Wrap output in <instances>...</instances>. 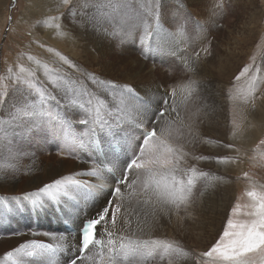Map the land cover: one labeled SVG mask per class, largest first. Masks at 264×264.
I'll return each instance as SVG.
<instances>
[{"label":"snow or ice","instance_id":"obj_1","mask_svg":"<svg viewBox=\"0 0 264 264\" xmlns=\"http://www.w3.org/2000/svg\"><path fill=\"white\" fill-rule=\"evenodd\" d=\"M76 4L77 0H56L55 14H49L53 7L45 5L48 13L36 17L32 27H46L53 29L57 35H66L63 10L67 9L74 22L91 26L93 30L113 37L129 36L141 29L148 36H152L155 34L153 29L160 28L159 6L152 3L147 5L146 13L137 10L129 0H81L79 10H74ZM105 24L111 26V31ZM184 34L185 25L177 20L173 35L183 38ZM202 50L207 56L212 55L209 48ZM145 58H148L147 53ZM28 59L32 60V57L29 56ZM61 59L70 68H77L67 58ZM182 62L186 64L187 71L193 74L199 71L195 62ZM124 71L134 74L142 69L125 67ZM247 71L248 68L245 67L235 79L239 80ZM6 73L0 75V107H7L11 100V108L7 111V121L3 122L14 126L13 131L21 138L36 136L45 142L49 138L63 141V147L59 151L64 152L70 144L66 130L69 111L85 127L84 135L88 137L87 141L81 139L78 144L71 143L77 150L85 147L89 149L92 166L74 173L77 178L63 177V182L57 179L44 184L38 191L45 194L48 200H32L33 208H42L49 201L59 204L67 198L77 203L81 199L85 203L91 201L95 211L85 214L74 236L60 233L55 249L51 244L44 243L20 244L13 251L7 252L5 259H12L13 264H44V258L51 257L55 251L67 245V251L72 255L67 257L65 264H147L148 261L156 259L161 262L166 260L167 264H264V185H255L247 172L243 173V177L250 181L251 187L244 195L250 202L242 206L237 198L219 238L206 251L190 252L179 244L154 238L132 239L124 234L131 230L133 215L137 217L136 228L140 233L150 232L161 224L162 218L172 222L175 217L176 222L182 225L192 216L198 201L202 202L220 183L230 182L223 176H218L204 189L198 188L197 178L188 175L197 171L194 165L189 164L190 159L214 160L217 164L240 162L238 156H196L184 150L186 143H194L198 139L199 133L194 120H189L186 124L181 122V130L177 136L170 133L166 135L160 129V123L166 115H179L177 109L169 105L167 98L174 93H166L161 105L152 110L150 102L141 98L135 85L98 79L95 74H90L91 81L100 85L103 93L78 87L76 81L60 76L52 82V91H49L36 78L35 70L28 71L25 76L23 66L18 71L14 67H8ZM255 81L256 77L253 76V88ZM189 85L190 94L193 97L198 96L199 82L192 79ZM255 99L254 95L248 93L244 95L241 103L250 105L248 111L254 113L257 108ZM51 101H55V112L48 107ZM129 124L140 126L142 131L131 148V157H127L125 153L126 158L121 161L122 171L117 177L114 174L115 161L119 156L113 145L132 139L127 131ZM236 135H242L238 124L234 125L233 136ZM189 136L191 141L187 139ZM260 143L264 144V140ZM223 147L233 149L234 145L227 143ZM235 150L239 153L238 148ZM68 154L72 155V152ZM84 177L94 178L98 183L93 184ZM208 177L209 173L199 172V178ZM109 179L115 187L109 186L107 193H104L105 183ZM127 190L130 191L126 198L124 193ZM98 192L102 195L98 196ZM33 195L35 194H25V199ZM132 198L135 200L134 205ZM117 200L120 203H116ZM241 207L248 209L243 212L247 219L234 218L240 215ZM109 224L111 228L107 227ZM44 235L57 238L55 233L45 232ZM102 235L108 237L107 241L102 239ZM117 236L118 240L115 239Z\"/></svg>","mask_w":264,"mask_h":264},{"label":"rangeland","instance_id":"obj_2","mask_svg":"<svg viewBox=\"0 0 264 264\" xmlns=\"http://www.w3.org/2000/svg\"><path fill=\"white\" fill-rule=\"evenodd\" d=\"M43 1L44 2H42V9H40L39 11L38 6L40 5H38L39 3L38 0H33V1L0 0V75H6L7 74L6 69L8 67H14L18 71L19 67L23 66L25 68L24 75L27 76L28 71L36 69L35 61L37 62L39 61L44 67H46L47 70L51 72H56L57 75H62V76L65 75L64 76L65 78L69 77L70 75L69 72L63 69L61 65L63 63L59 60L61 59V57H65L71 61L73 56L72 55L73 49L69 48L70 46L69 47L61 46L59 48L58 44H56V41L54 39L52 38L49 39L43 35L41 27H32L36 17H39L44 13H48V7H46L45 5L47 6L52 5L51 7H53L54 10V5H55L54 3L56 2L55 0H43ZM262 1L261 0H129V3L134 5L137 8V10L145 13L147 12L146 4L148 5L149 3H152L153 5L159 6L160 28L157 29V31L162 30L163 33H165L164 37L167 39L174 37L173 35L174 25L178 20L181 24L185 25L186 33L184 37H188V36L195 37V33L197 32V30H200L204 36H207V38H211V39L213 38L211 41H209L208 47L212 53L211 56H214V58H216L219 54H220L219 56L222 57V54L224 52L223 45L228 43L227 39L231 42L228 46L229 48L231 47L230 50L232 51L233 54V60L231 61L229 60V61L231 62V64L233 63L234 65L233 73H237V74H232L231 81H228L230 84L222 88L224 93V100H226L225 114L227 117L228 124L226 126V129L219 127L217 133L215 134L217 138V145H216L217 151L213 152L214 147L213 146L211 147L208 144V143L213 144V142L211 141H208V143L203 144V142L197 140L195 141L194 145L192 142H190L192 145L190 143H186L185 147L187 145L189 149L187 151H190L192 154L196 156H200V155H205V156L227 155L229 157L238 156L241 165L240 166L238 164L232 165L230 167L231 170L228 172V174L231 177L233 176L232 178H233L234 195L232 194L231 197L232 200L229 202L228 207L224 210L225 213L218 215L216 219L214 218V220H212L214 216H208L207 218H205L206 213L204 214L203 211L202 213H200V219L202 221L200 220L201 225L198 229L201 240L198 243L196 242L194 243L193 237L191 236L190 233L187 232L183 238H180L177 241L179 245L183 246L184 248H186V250L190 252L195 251L199 253L201 251H206L212 246V244L215 243V241L219 238V234L223 231V226L226 223L230 209L233 206V204L237 202V198H239V203L242 206L250 202L249 198L246 195H244L245 191L251 187L250 181L247 178L243 177L244 172H247L249 174L251 181H254L255 185L257 186L264 185V144L260 143L261 140H264V113H263L264 112V0ZM79 2H81V0H79ZM79 2L76 4V6H78L79 4L78 9L80 7ZM210 3L219 6L226 5L230 8L229 14L225 15L224 17H219L217 19L218 21L221 22V24L220 25L216 24V27H214L213 25L212 30L209 27H207L208 25L205 22L200 21V18L198 17L200 15L191 11L194 10V8H198L199 10H201L205 18L209 19V16H207L208 12L205 6L209 5ZM65 10L67 11V9L63 10L64 13L66 12ZM49 14H55V12L52 11ZM216 15L219 16V8L216 9ZM194 18H197L198 22L202 24L201 28L196 29L195 32L191 28V22ZM155 30L156 29H153L154 32ZM150 38L151 37H149V40ZM141 41H142V36L138 34L137 38L135 39L136 46L133 47L131 44H129L128 47L132 53L129 55L128 62L122 60L113 62L114 61L113 58H107V62L110 63L111 67L113 68V70L109 74L114 77L110 78V76H106L104 74L103 75L109 80L123 82L120 79H125V74H126L124 72L125 67H130L132 69H138V70L142 69V71L138 72V74L140 73L142 77L136 79V82L138 81V83H149L148 80L149 74L151 72L155 73V75H158L156 76V80H155L156 87L158 90L156 89V91H154L153 97L155 96L154 101L156 102V104L161 105L163 99L165 98V93L163 90L165 89L178 90L179 88V86L176 83H169L171 82L172 76H176L178 73L181 72L182 74L181 78L190 80L193 73L186 70L187 66L185 63L182 62V60L187 61L191 59V61L194 60V62L197 63L196 65H198L199 64L198 63L199 59L197 57L198 50L196 49V51L193 52V50L187 47L186 45L180 47L179 51L185 53L186 54L185 57L175 56L171 53L162 54L159 48H154L155 52L152 53L150 48L148 47L145 48L144 45L141 44ZM133 42H134V38L132 39V43ZM180 44H181L180 42H176L173 44V46ZM114 45L115 44H113L112 46ZM211 45L213 48H215L214 51L211 49ZM94 50L95 49H93V51ZM79 52L80 51L77 49V53ZM94 52L97 53L96 51ZM104 52L106 51L104 50L99 51L97 54H102ZM149 52H151V54ZM80 53L85 58V61L88 64L94 65V67H98V68L102 66V60L104 59L95 60L91 56L85 55L83 51H81ZM145 53H147V57H148L147 59L145 58ZM194 53L196 54L195 56H193ZM29 56L32 57V60L28 59ZM136 57L138 58L137 61L142 63L143 66H141L142 64L140 65L137 63V61H135ZM158 57L160 59H157ZM243 58L245 59L243 60ZM167 59L169 60V63H167ZM245 67L248 68V71L245 72L244 75L240 76L239 80H236L235 77L238 76ZM160 70L164 72L165 75L169 73V76L164 77L165 75H161V73H158L161 72ZM174 71L177 74H175ZM196 73H198V71ZM253 76L256 77L254 88L251 87V81ZM36 78L44 85L45 88H48V84L46 83L45 80H43L41 77L38 76H36ZM178 79L179 78H176L175 81H177ZM73 81L77 82L76 83L77 86L84 85L83 78L76 77L74 78ZM136 82L134 80L133 82H126V83L135 85L137 84ZM165 84H169V85L165 87ZM139 93L144 94L141 91H139ZM248 93H251L256 97L255 103L257 105V108L255 111L257 112L254 113L249 112L248 109L250 108V105L245 106L241 103L244 95ZM116 95H119V93H117ZM169 97L173 99L174 95H169ZM173 101L177 102L176 99L175 100L173 99ZM173 101H172L173 105L172 103L171 105L172 106L175 105L174 107L177 109V105ZM9 105L11 106V100L9 102ZM48 107L52 112L56 111L55 102H49ZM10 108L11 107H9V109ZM6 109L7 107H0V118L7 117ZM181 112H180L182 114L181 116L177 115L176 113H172V116L169 117L167 115L166 119L177 122L178 124L180 123L179 126L181 125L180 121H184V123H187L186 121L189 117L188 113L186 114L185 109H183ZM177 117L180 119H178ZM246 117L247 119H245ZM196 120L198 123L197 126L198 128L197 127L196 128L199 131L200 130L199 116L196 117ZM236 124L240 125L242 135L233 136L234 125ZM136 126L137 125H132L130 130L131 131L132 129L134 130ZM150 126L151 125H149V127ZM68 128L71 130L72 133L74 134L76 133L75 131L76 127L74 121L72 122L68 121ZM4 129H5L4 126H0V130L4 131ZM141 131L142 128L140 126H137L136 130L134 131V133L137 134V137L134 136V138H132L131 140L123 143L126 146L127 150L129 149L131 142L139 138V134ZM184 131L186 132L185 134L187 135L186 128L184 129ZM176 132H177L175 133L176 136L179 135L180 131H176ZM167 134L168 133H166V135ZM206 134L207 132L203 130L202 134H200L198 138L201 139ZM161 138L163 139V137ZM187 139L191 141L190 136L187 137ZM42 141L37 139L36 136H33L31 138H28L27 144L20 140L16 144H18V146L23 152L25 151L26 148L30 149L31 151H34V155L38 159H40V157L41 158L44 157L43 158L44 160L51 163L52 169L56 168L57 167L56 165L59 162L63 161L61 160V157H59V155L63 153H65L67 162H69V163L66 162L64 164L66 168L69 165H71V162L73 160L79 159V157L77 156L75 157V155L72 154L73 158L68 160V156L70 155L67 154L65 150L64 152L59 151V147H63V141H53L52 139H50L48 142L45 141L42 142ZM218 142L220 143L218 144ZM52 143L56 146L55 151L51 152L52 153L51 155H47V152L44 151L42 147H45L46 144L49 145ZM227 143L233 144L234 148L227 149L223 147V144H227ZM236 148L239 149V153L236 152L235 150ZM184 150H186V148ZM84 152L88 158L89 164H91L89 151L85 150ZM127 152L130 153L129 157H131L132 153L130 151ZM24 154L26 158L30 157V155H27V153ZM22 158L25 159V157ZM31 161L33 164L35 162V158L32 159ZM204 162L206 161H197L191 159L189 160V164L194 165L196 169H199V167H201L203 165L202 163ZM87 169L88 168L83 167L79 172ZM63 170L67 171L68 169L63 168ZM74 173L75 172L71 174L67 171L66 175L67 177L75 178ZM0 175H4L6 178H10L12 176V171L4 167V169L0 171ZM26 176H27L26 174L20 173V178L15 180L17 187L14 191L17 192L21 190V187L25 182L24 179L26 178ZM55 176H57L56 179H62L63 177H65L64 174L55 175ZM47 178L48 177H44V175L41 174V181L43 182L42 184L46 183ZM85 178H89V177H84V179ZM185 179H187V177H185ZM201 182L202 180H198V186H200ZM220 186L221 183L219 184V187ZM216 190L220 191V188H216ZM257 190L260 189L257 188ZM53 191H55V189H53ZM16 192H13V194H8V193L7 194L20 195V193H16ZM45 199H47L45 194L43 193L40 194V200L43 201ZM202 202L205 201L203 200ZM202 202L198 201V204L201 205ZM116 203H119V200H117ZM55 205L58 204H54V209L56 210ZM7 210L3 209L0 212V216L1 215L4 216L6 211L8 214H10V209ZM245 211H248V209L241 207L240 215L234 218L247 219V217L243 215V212ZM85 214H87V212H85ZM85 214H83L82 218H84ZM16 223L17 222L14 221L13 225H15ZM211 225L213 228L210 227ZM27 228L29 231V234L27 235H33L34 237H36L34 238V240L36 239L39 240V238L45 237L42 231L38 230L37 232L33 233L31 229H29L30 226H28ZM25 233H26L25 229L23 231L21 230L19 237L17 238L16 241L12 240L14 238L12 237L14 233H8L7 239L10 240H8L9 242L6 241L0 244V251H2L1 254L3 252L6 254L7 252L13 251V249L18 247V245L23 244L22 241L20 242V240L23 235H26ZM10 260L11 259H5L4 256V259H0V264H11L9 263ZM65 260L61 263H56V264H63L65 263ZM152 261L150 264H155V263L162 264V262L159 261L158 259Z\"/></svg>","mask_w":264,"mask_h":264},{"label":"bare ground","instance_id":"obj_3","mask_svg":"<svg viewBox=\"0 0 264 264\" xmlns=\"http://www.w3.org/2000/svg\"><path fill=\"white\" fill-rule=\"evenodd\" d=\"M29 1H33V0H29ZM77 1L79 2V0H77ZM38 2H39L38 5H40V6H38V10L40 11V9H42V2H44V1L38 0ZM183 4H184V2H183ZM78 6H79V4H78ZM78 6H75L74 10H79ZM146 6H147V4H146ZM205 8L208 12L207 16H209V19H206L205 16L202 14L201 10H199L198 8H194V10H191V9L190 10L192 12L200 15V16L197 15L200 18V21L205 22L208 25L207 27H209L211 30L213 29V27H212L213 25H214V27H216V24H219V25L221 24V22L217 20L219 17H224L225 15L229 14V12H230V8L226 5L219 6V5H213L212 3H210L209 5H206ZM217 8H219V16L216 15V9ZM178 9H180V8H178ZM53 12H55V11L53 10ZM36 14H37V11H36ZM63 23H64L65 30H66V35H63V36L55 34V31L53 29H49L46 27H44V28L41 27V29H42L43 35L49 39H51V38L54 39L56 41V44H58L59 48L61 46L62 47H64V46L69 47L70 46L69 48L73 49V52H72L73 56H72L71 62L74 63L77 66V68H75V69L70 68L68 66V64L64 62V60H62V59L59 60L63 63V64H61V62H60L63 69L67 70L70 74L69 77H66V78L71 80V81H73L74 78H76V77L83 78L84 85L78 86V87H87L90 90L99 91L101 93H103V88H101L100 85L95 84L91 81L90 74H95L98 79L109 80L104 75L110 76V78H113L114 76L109 74L113 70V68L111 67V64L107 62V58H113V60H114L113 62H117L119 60L128 62L129 55L132 53L129 50L128 46H129V44H131L133 47L136 46L135 39L137 38L138 34L140 36H142L141 44H143L145 48H147V47L150 48L152 53L155 52L154 48H159L162 54H167V53L173 54V52H174L175 56L185 57L186 54L179 51L180 47L186 45L187 47L191 48L193 50V52H195L197 49L198 53H199V57H198V59H199L198 63L199 64L196 66L199 69V71H198V73H195L193 75L191 74L192 76H191L190 80L194 79V80L199 82V84H200V87L198 89L199 95L193 97L190 94V85H189L190 80L181 78V75H182L181 72L177 74L175 71H174V73L177 75L172 76L171 82H169V83H176L179 86V88H178L179 91L176 89H171V90L165 89L163 91L165 94L167 92L174 93L173 99L174 100L176 99L177 102H174L173 99L168 96L169 105L170 106L173 105L172 101L174 103H176L179 116H181L182 115L181 113H183L181 111L183 109H185L186 114L188 113V116H189L188 119L186 118L187 119L186 122H188L189 120H194V121H196V127H197L198 123H197L196 117L199 116V118H200V122H199L200 130L198 131V133L200 135V134H202V131L205 130L207 132V134L204 135L203 138H201V139L198 138L197 140L200 142H203V144L208 143V141L213 142V144H210V143H208V144L211 147L212 146L214 147L213 152L217 151L216 150L217 138H216L215 134L217 133L219 127L226 129V126L228 124L227 123V117L225 114V112H226L225 111L226 100H224V93H223L222 88L224 86L230 84L228 81H231L232 74H237V73H233L234 65H233V63L231 64V62H230L231 60H233V54H232V51L230 50L231 47L229 48V46H228L231 43L228 39H227L228 43L223 45L224 52L222 54V57H220L219 56L220 54H219L216 58H214V56H210V57L207 56V54L202 50L205 47L209 48L208 47L209 41H211L213 38L212 39L207 38V36H204L200 30H197V32L195 33V37H189V36L184 37L183 36V38H176V37L172 38L171 37V38L167 39L164 37L165 33H163L162 30L157 31V29L155 30V34L153 36H148L141 29V30L133 33L132 35H129V36L117 35V36L113 37L110 35H105L101 31L93 30V28L91 26H85V25L79 24L77 22H74L72 20L71 14L68 13V10L65 12ZM104 26L108 27L109 31H111L110 25L105 24ZM201 26H202V24L198 22L197 18H194L192 20L191 28L193 29L194 32L196 29H200ZM140 32H141V34H140ZM168 35H170V34H168ZM149 37H151L150 40H149ZM133 38H134V42L132 43ZM176 42H180L181 44L173 46V44ZM113 44H115V45L112 46ZM77 49L80 52L83 51L85 55L91 56L95 60L104 59V60H102V66L100 68H98V67H94V65L88 64L85 61V58L82 56V54L80 52L77 53ZM93 49H95L94 51H96L97 53L99 51H103V50L106 52H104L102 54H97L93 51ZM211 49L214 51L215 48H213L211 45ZM218 49H220V48H218ZM112 50H114V51H112ZM137 51H138V48H137ZM151 52H149V53L151 54ZM226 52H227V54H226ZM195 55L196 54L194 53L193 56H195ZM137 59L138 58L136 57L135 61H137ZM157 59H160V58L158 57ZM244 59L245 58H243V60ZM189 60H191V59H189ZM193 62H194V60H193ZM57 63H58V61H57ZM137 63L140 65L142 64L138 61H137ZM167 63H169L168 59H167ZM35 64H36L35 71L37 74L36 76L41 77L43 80L46 81V83L48 84L47 89L49 91H52V82L55 81L54 79H56L57 76H60V77L65 76V75L64 76L57 75L56 72H51V71L47 70L46 67H44L39 61L38 62L35 61ZM141 66H143V64ZM124 72L126 73L125 79H120L123 82H121V81H113V82H117V83H121V84L126 83V82H133L134 80L136 82V79H139L142 77V75H140V73L138 74L139 71H136L134 74H130L126 71H124ZM151 73L148 76L149 83H138V81H137L136 82L137 84H135V87L139 91L144 93V94H142V93L140 94L141 98L150 102L151 109L155 110L158 107V104H156V102L154 101L155 96L153 97V93L157 89L155 80H156V76H158V75H155V73H152V74ZM158 73H161V75H165V73L162 71L158 72ZM166 76H169V73H167L164 77H166ZM176 78H179V79L177 81H175ZM110 81H112V80H110ZM168 85L169 84H165V87H167ZM53 94H55V93L53 92ZM104 94L106 95V93H104ZM155 94H157V93H155ZM117 96H119V95H117ZM51 102H55V101H51ZM171 103H172V105H171ZM53 105H54V103H53ZM9 107H11V106L10 105L7 106L6 113L9 110ZM255 112H257V111H255ZM67 116H68L69 122L74 121V124L76 127V130H75L76 133L75 134L72 133L71 130L68 128V124H67V126H66L67 140L70 142V144H69L68 148H65V152L68 154L71 151L72 154L75 155V157L76 156L79 157V159L73 160L71 162V165H69L66 168V166L64 164L67 162V159L65 157V153H63V154H61L62 156L59 155V157H61V160H63V161H61V162L58 161L59 163L57 162L58 163L56 165L57 167L54 169L51 168L50 162L43 159L44 157H42V158L40 157V159H38L34 155V151H31L30 149L26 148L25 151L23 152L20 149V147L18 146V144H16V143L20 140V141L25 142L27 144L28 138H21L16 132L13 131L14 126L9 125L7 123H4L3 121H7V117L6 118H0V126L5 127L4 131L0 130V132H2V133H0V171L3 170L4 167L9 169L10 171H12V176L10 178H6L4 175H0V177H5V178H0V212L3 209H5V210L10 209V214L7 213V211H8L7 210L4 216H2V215L0 216V244L10 240V239H7L8 233H14V235L12 236L14 238L12 240L16 241L17 238L19 237L20 231L21 230L23 231L25 229L26 235H23L21 240H20V242L22 241L23 244L31 245L33 242L39 243L42 240V241L51 242L52 244H54V248H56L58 236L61 233L56 228L57 227L60 229L63 228L62 221L59 218V216L57 215L56 210L54 209V204H57V203H55V202L45 203L44 207L39 208V209L33 208L32 203H31L32 200H37V199L40 200V194H42V193H40L38 190H39V188L43 187V185H44V184H42L43 182L41 181V174H43L44 177H48L45 184H49V183H52L53 181L57 180L56 179L57 176H55V175L64 174V176L67 177V175H66L67 171L69 173L73 174V172H75V173L79 172L83 167L90 168L92 166L91 164H89L88 158L84 152L85 150L89 151V149L87 147H85L83 150H77L74 147L73 143H71V142H74L75 144H78L81 139L87 141L88 137L86 135H84V133L86 132V129L83 125H81L78 122V120H76L73 117V114L70 111L67 113ZM166 118H167V115L164 117L163 121L160 123V129L164 130L165 134L170 133L171 135L176 136V134H175V133H177L176 131H180V128H181V125L179 126L180 123L178 124L177 122H174V121L166 119ZM178 119H180V118H178ZM178 121H180V120H178ZM180 122H184V121H180ZM132 125H135V124L128 125L127 131L129 132L131 137L134 138V136L137 137V134L134 133L137 126L134 128V130L132 129V131H131L130 129H131ZM149 128H151V126ZM201 136H203V135H201ZM19 137H20V139H19ZM50 139L51 138H49V140ZM191 140H192V138H191ZM40 141H42V140H40ZM134 142L135 141L131 142V145L129 146L128 150L126 149V146L123 143L120 144L122 148H121L120 152L117 154L119 156V159L117 161H115V173H116V175L120 176V173H121L122 167H123V165L121 164V161L124 160L126 158V156L129 157L130 153L127 151L131 152V148H132ZM194 143H193V145H194ZM49 145L46 144L45 147H42L43 150L47 152V155H51L52 154L51 152H54L55 147H56L53 143L49 144ZM185 148H186V151L189 150L187 145ZM122 149H123V151H122ZM24 153H27V155H30V157L26 158ZM89 153H90V157H91V152L89 151ZM125 153H126V156H125ZM73 155L68 156V160L72 159ZM22 157H25V159H23ZM34 158H35V162L32 164L31 160ZM67 163H69V162H67ZM202 164L203 165L201 167H199V169H196L197 170L196 172L188 173V175H192V176L197 178V187L200 189H204L213 179H215V177L223 176L225 178V180H230V182L221 183V186L217 187V188H220L221 192L215 189L214 192H212L210 195H208L206 198L203 199L205 202H202L201 205L198 204V202H197L198 206L196 204V206L194 207V210L192 212V216L190 218H188L182 225H180L176 222L175 217L172 218V222H169L167 218H162L161 224L158 225L157 227L153 228L150 232L145 231L144 233H140L136 228L137 217L135 215H133L131 217L132 221H133L132 226H131V230L125 231L124 234L126 236L131 237L132 239H136V238L153 239L154 238V239H160V240L166 241L168 243L179 244L177 241L180 238H183L184 235L188 232L193 237V239H194L193 242L198 243L201 240L200 236H199L200 233L198 230L200 225H201L200 224V220H201L200 219V213H202L204 211V214L206 213L205 218H207L208 216H214L212 218V220H214V218L216 219L218 217V215L225 213L224 210L228 207L229 202L232 200L231 197H232V194L234 192L233 191V178H232L233 176L231 177L228 174V172L231 170L230 167L234 164H217L214 160L206 161ZM238 165L240 166L241 163L239 162ZM63 168L68 169V170L67 171L63 170ZM200 171H204V172L209 173V177L203 178V179L199 178V172ZM20 173H24L27 176L24 179L25 182H24L23 186L21 187V190L16 192V191H14L17 187L15 180L20 178ZM75 178H77V177H75ZM85 179H89L93 184L98 183V181H96L94 178H85ZM61 180H63V179H61ZM198 180H202L200 186H198ZM109 186L115 187V184H113L110 179L108 180L107 183H105L104 193H107ZM128 191H130V190H127L124 193L126 198L128 196ZM13 192L20 193V195H17V194L8 195V194H13ZM28 193H34L35 195L31 196L28 199H25V194H28ZM97 195L100 196L102 194L98 192ZM47 200H48V197H47V199H45L43 201H47ZM102 202L103 201L101 200L100 203H102ZM126 202H127V199H126ZM119 203H120V201H119ZM132 204L133 205L135 204L134 198H132ZM58 205L60 206L64 220L69 221L71 224H73L75 226H78L79 222L83 219L82 216H83V214H85V212H87V214H91V212L95 211V207L92 206L91 201H88L87 203H85L82 199L79 201V203H77L73 200L65 198ZM96 206L98 207L99 203ZM22 210H23V212H22ZM137 210H139V209H137ZM221 217H223V216H221ZM22 218H23V220H22ZM14 221L17 222L15 225H13ZM28 226H30L29 229H31V231L33 233L37 232L38 230L42 231L43 235L45 232L55 233V234H57V238L54 239L52 236H45L44 235L45 236L44 238H39V240H37V239L34 240V238H36V237H34L33 235H27V234H29V231L27 228ZM107 227L111 228V224L107 225ZM204 227H206V226H204ZM210 227H212V225ZM202 230H203V228H202ZM204 230H205V228H204ZM101 232L103 233V228H101ZM16 233H19V234H16ZM63 233L69 234L66 231H64ZM133 233H134V235H133ZM204 233H206V232H204ZM71 235L74 236L75 234H71ZM69 239H71V237H69ZM102 239L107 241L108 237L106 235H102ZM115 239L118 240L119 236H117ZM184 249L186 250V248H184ZM186 251H188V250H186ZM1 252L2 251H0V259H4L5 253L3 252L1 254ZM70 255H72V253L67 251V245H65V247L63 249H59V250L55 251L54 255H52L51 257L44 258V264L61 263L65 259H67V257ZM25 259H27V258H25ZM151 261H148L147 264H150ZM9 263L13 264L12 259L9 261ZM63 264H65V263H63ZM162 264H167V261L166 260L163 261ZM188 264H190V262H188Z\"/></svg>","mask_w":264,"mask_h":264},{"label":"crops","instance_id":"obj_4","mask_svg":"<svg viewBox=\"0 0 264 264\" xmlns=\"http://www.w3.org/2000/svg\"><path fill=\"white\" fill-rule=\"evenodd\" d=\"M262 1V0H261ZM262 3H263V1H262Z\"/></svg>","mask_w":264,"mask_h":264}]
</instances>
